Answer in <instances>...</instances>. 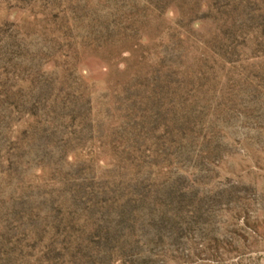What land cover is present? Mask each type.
<instances>
[{
    "label": "rangeland",
    "instance_id": "rangeland-1",
    "mask_svg": "<svg viewBox=\"0 0 264 264\" xmlns=\"http://www.w3.org/2000/svg\"><path fill=\"white\" fill-rule=\"evenodd\" d=\"M0 264H264V0H0Z\"/></svg>",
    "mask_w": 264,
    "mask_h": 264
}]
</instances>
